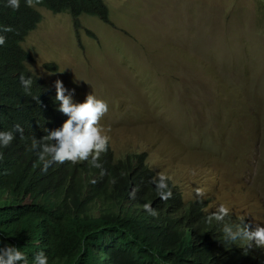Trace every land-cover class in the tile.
<instances>
[{"label": "rangeland", "instance_id": "obj_1", "mask_svg": "<svg viewBox=\"0 0 264 264\" xmlns=\"http://www.w3.org/2000/svg\"><path fill=\"white\" fill-rule=\"evenodd\" d=\"M104 2L110 23L82 16L79 29L37 8L27 69L54 93L62 81L75 102L105 100L110 149L145 154L184 202L264 226V0Z\"/></svg>", "mask_w": 264, "mask_h": 264}, {"label": "trees", "instance_id": "obj_2", "mask_svg": "<svg viewBox=\"0 0 264 264\" xmlns=\"http://www.w3.org/2000/svg\"><path fill=\"white\" fill-rule=\"evenodd\" d=\"M37 8L69 14L76 29L82 16L110 23L104 0H33L31 7L21 0L16 11L0 0V35L6 38L0 47V131H14L17 124L24 130L0 149V247L17 246L28 264L40 251L49 264H259L254 244L224 239L225 225L246 223L232 215L209 222L212 213L203 201L184 202L168 178L172 195L160 199L145 154L118 157L108 146L100 168L65 162L41 171L33 138L61 127L67 116L58 111L56 93L26 67L33 58L22 43L41 22ZM21 74L32 79L28 93ZM23 201L28 204L20 206ZM145 204L157 215L146 212Z\"/></svg>", "mask_w": 264, "mask_h": 264}, {"label": "clouds", "instance_id": "obj_3", "mask_svg": "<svg viewBox=\"0 0 264 264\" xmlns=\"http://www.w3.org/2000/svg\"><path fill=\"white\" fill-rule=\"evenodd\" d=\"M27 6H33V0H25ZM21 0H6V6L12 10H19ZM5 27L2 31H10ZM6 38L0 35V47L4 46ZM20 83L26 93L30 92L32 86L31 77L20 76ZM55 101L58 102V111L67 116L61 127L55 130H47V134L39 140L33 138L32 150L36 152L39 161L42 163L41 171L46 173L53 164H64L70 162L78 164L87 162L95 168H100V157L108 150L110 137L105 133L100 121L108 113V103L95 96L88 94L83 102H75L73 91H69L60 80L55 81ZM23 128L17 124L14 131H0V149L9 147L16 133L23 136ZM0 159H3V152L0 151ZM159 192L160 199L168 200L172 192L169 190L166 177L159 176L153 181ZM199 194V193H198ZM144 210L155 216L157 212L150 204L144 205ZM230 214V208L220 204L215 212L209 217V222L224 221ZM224 239L228 242H246L250 247L264 248V226L257 224L254 228L248 225L233 228L230 225L223 227ZM34 264H49V258L44 251L34 256ZM264 260V259H263ZM0 264H28V258L17 246L0 247Z\"/></svg>", "mask_w": 264, "mask_h": 264}]
</instances>
